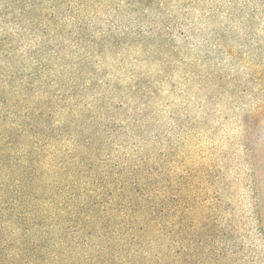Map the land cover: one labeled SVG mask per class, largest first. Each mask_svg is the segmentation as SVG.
Here are the masks:
<instances>
[{"label": "trees", "instance_id": "16d2710c", "mask_svg": "<svg viewBox=\"0 0 264 264\" xmlns=\"http://www.w3.org/2000/svg\"><path fill=\"white\" fill-rule=\"evenodd\" d=\"M207 1L0 0V264H249L154 111Z\"/></svg>", "mask_w": 264, "mask_h": 264}, {"label": "rangeland", "instance_id": "374dc122", "mask_svg": "<svg viewBox=\"0 0 264 264\" xmlns=\"http://www.w3.org/2000/svg\"><path fill=\"white\" fill-rule=\"evenodd\" d=\"M220 3L207 1L223 11L214 21L201 16L204 3L192 13L182 60L154 111L161 132L171 130L173 178L198 177L193 195L204 216L229 232L228 243L249 252L245 261L264 264L254 217H264V0ZM217 235L220 246L225 241Z\"/></svg>", "mask_w": 264, "mask_h": 264}]
</instances>
